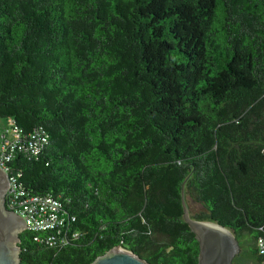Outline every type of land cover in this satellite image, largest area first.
Instances as JSON below:
<instances>
[{
    "label": "trees",
    "instance_id": "1",
    "mask_svg": "<svg viewBox=\"0 0 264 264\" xmlns=\"http://www.w3.org/2000/svg\"><path fill=\"white\" fill-rule=\"evenodd\" d=\"M0 118L45 137L9 177L69 213L61 246L19 234V264H197L182 186L263 264L264 0H0Z\"/></svg>",
    "mask_w": 264,
    "mask_h": 264
},
{
    "label": "water",
    "instance_id": "2",
    "mask_svg": "<svg viewBox=\"0 0 264 264\" xmlns=\"http://www.w3.org/2000/svg\"><path fill=\"white\" fill-rule=\"evenodd\" d=\"M8 178L0 168V264H19V234L26 228L23 219L6 208L5 193ZM183 219L198 242L197 264H234L240 246L234 235L224 226L190 216L183 186L181 188ZM90 264H149L136 253L114 246L96 256Z\"/></svg>",
    "mask_w": 264,
    "mask_h": 264
},
{
    "label": "built area",
    "instance_id": "3",
    "mask_svg": "<svg viewBox=\"0 0 264 264\" xmlns=\"http://www.w3.org/2000/svg\"><path fill=\"white\" fill-rule=\"evenodd\" d=\"M10 133L13 136V140L7 141L0 148V167L7 174L9 173V168L6 162L14 157L13 150L15 148L23 152L35 153L38 149V143L45 140V137H41L39 140L35 132L29 134L28 137L24 135L22 139L15 127L10 129ZM8 179L6 207L23 219L26 228L36 233L45 232L42 236H39V234L34 235L33 239L49 246H61L67 243L66 232L64 231L63 234H60L62 226H67L65 229L69 228V213L65 208L49 196L24 194L20 189V185L16 184V177L10 176ZM69 218L71 221L74 220V216ZM257 245L259 252L264 253V244L261 239H259Z\"/></svg>",
    "mask_w": 264,
    "mask_h": 264
},
{
    "label": "rangeland",
    "instance_id": "4",
    "mask_svg": "<svg viewBox=\"0 0 264 264\" xmlns=\"http://www.w3.org/2000/svg\"><path fill=\"white\" fill-rule=\"evenodd\" d=\"M10 127H11V121L9 118L8 119L0 118V148H2L3 144H6L7 141L13 140V136L9 130ZM7 190H8V186H7ZM184 198L187 208L189 210V214H192L195 210L198 209L199 206L196 203L192 202V200H190L187 196Z\"/></svg>",
    "mask_w": 264,
    "mask_h": 264
},
{
    "label": "clouds",
    "instance_id": "5",
    "mask_svg": "<svg viewBox=\"0 0 264 264\" xmlns=\"http://www.w3.org/2000/svg\"><path fill=\"white\" fill-rule=\"evenodd\" d=\"M1 168V167H0ZM2 169V168H1ZM3 170V169H2ZM4 171V170H3ZM4 173L6 174L7 178H9V175L4 171ZM8 183H9V179H8ZM6 196H7V189H6V193H5V202H6ZM4 202L5 206L6 203ZM7 208V207H6ZM8 209V208H7ZM10 210V209H9ZM14 212V211H13ZM15 213V212H14Z\"/></svg>",
    "mask_w": 264,
    "mask_h": 264
}]
</instances>
